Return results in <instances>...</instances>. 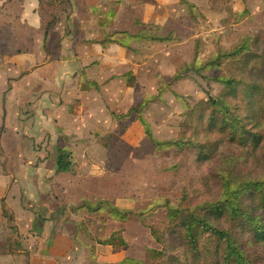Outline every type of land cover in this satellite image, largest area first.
<instances>
[{
    "label": "rangeland",
    "instance_id": "374dc122",
    "mask_svg": "<svg viewBox=\"0 0 264 264\" xmlns=\"http://www.w3.org/2000/svg\"><path fill=\"white\" fill-rule=\"evenodd\" d=\"M185 1L190 9L179 0H119L105 2L99 14L93 13L95 20L105 21V29L111 25L134 32L139 19L146 26H161L162 34L172 32L177 40L132 42L120 52L127 62L109 60L103 67L83 68L92 67L84 73L93 72L96 79L98 108L74 104L73 95L57 97L54 135H46L36 149L32 146L34 155L25 152L22 174L19 170L9 180L19 188L17 197L7 198L10 209L6 197L0 199V264H51L49 251L54 248L56 264H117L127 259L140 264H193L194 254L180 240L176 225L170 227L165 200L183 209L217 197L227 176L264 177V150L259 151L264 147V118L255 91L246 89L251 81L264 79V0ZM111 10L114 21L108 20ZM101 31L97 26L94 34ZM246 37L256 41L250 43L252 57L238 56L233 62L221 60L218 68L199 69L218 49L231 51ZM195 49L198 58L191 65ZM106 53L108 58L118 56L115 51ZM257 55V68L247 72ZM126 73L134 75L132 87L122 76ZM118 75L119 79L105 80ZM218 78L241 82L237 92L224 97L246 127V139L259 135V149L253 150L250 141L240 145L220 132L224 116L206 106L209 97L223 96ZM77 90L79 83L72 84L70 91ZM111 92L118 98H109L106 93ZM66 103L73 106L71 115ZM130 107L135 111L126 114ZM141 119L160 141L186 140L176 152L157 151L145 136ZM57 147L71 151V172H55ZM100 200L134 213H128L125 222H113L108 209L104 213L82 209L85 201ZM37 214L44 219L39 226ZM57 233L71 236L54 240ZM113 234L117 246L101 244ZM199 235L204 252L208 234ZM240 238L253 264H264V249L247 242L248 234ZM148 249L163 254L151 259ZM195 258L194 264L216 262L210 253Z\"/></svg>",
    "mask_w": 264,
    "mask_h": 264
},
{
    "label": "crops",
    "instance_id": "0c3cea01",
    "mask_svg": "<svg viewBox=\"0 0 264 264\" xmlns=\"http://www.w3.org/2000/svg\"><path fill=\"white\" fill-rule=\"evenodd\" d=\"M114 1L119 0H0V199L6 197L7 208L10 209L7 198L19 194V188L9 180L19 170L22 174L25 152L34 155L32 146L36 149L46 135L57 129V97L73 95L74 104L81 102L82 107L98 108L101 97L93 82L96 79L93 72L84 73L92 67L83 68L103 67L109 60L127 62L120 52L128 48L116 44L103 48L98 43L106 32L120 31L111 25L105 29V21L95 20L93 14L101 12L98 8L103 3ZM111 11L108 20L114 21L115 12ZM97 26L102 30L99 36L94 34ZM72 30L75 36H71ZM136 30L121 31L134 34ZM110 50L118 56L108 58L106 52ZM92 56L95 61L90 59ZM122 76L128 87L134 85L128 84L134 75ZM74 83H79V90L73 93L70 87ZM106 95L118 98L113 92ZM64 107L70 115L74 111L69 103ZM130 109L135 107H130L126 114ZM36 155L38 159V152ZM61 236L68 239L71 234L57 233L54 240ZM49 257V262L56 264V248L49 251Z\"/></svg>",
    "mask_w": 264,
    "mask_h": 264
},
{
    "label": "trees",
    "instance_id": "16d2710c",
    "mask_svg": "<svg viewBox=\"0 0 264 264\" xmlns=\"http://www.w3.org/2000/svg\"><path fill=\"white\" fill-rule=\"evenodd\" d=\"M181 4H188L185 0H179ZM189 9L192 7L188 4ZM106 23L104 22V25ZM138 27L134 34L127 33L125 31L106 32L98 43L106 48L111 44H116L123 48H130L129 44L132 42L143 41L151 43H169L175 42L177 39L173 37L172 32L162 34V27L159 25H144L139 20L135 21ZM253 41L251 37H246L245 40L231 51H224L218 49L213 59L205 63L199 69L218 68L221 64V60L233 62L238 56L252 57L251 44ZM251 43V44H250ZM198 58V51L195 49V64ZM259 64L258 55L257 59L252 66L248 67L247 72H251L257 68ZM190 64L187 65V69L190 68ZM264 64L262 69L264 70ZM264 75V74H263ZM179 78L177 73L173 79ZM223 87V96L218 99L209 97L206 102V106L212 109L214 112H219L224 116V124L221 127V133L227 132V137L232 138V141L243 145L244 141H250L253 150L259 149L261 141L258 139L256 133L246 135L244 132L246 127L234 114L228 98L224 97L225 94H232L237 92V88L240 85V81L234 78H218L216 79ZM263 80L251 81L246 86L249 91H255L253 94L256 100V106L261 112V118H264V103L261 100L264 97L263 92ZM133 84V78H129V85ZM134 109H130L129 112H134ZM141 124L144 129V134L148 141L153 145L157 151H172L176 152L182 143L186 139L178 138L168 141H160L154 137L149 126L141 119ZM212 126V123L210 124ZM226 134V133H225ZM245 145V144H244ZM264 147H261V150ZM73 168L72 153L69 149L64 147L56 148V156L54 163V170L56 173H69ZM217 197L210 199L209 201L201 202L198 204L189 203L187 207L180 208L173 206L169 200H165L163 205L167 209V219L171 224L170 227L176 225L179 232L180 240L185 242L187 251L194 254L192 263H195V257H200L210 253L216 260L215 264H253L247 253H245V243L242 241L241 234H248L247 242L254 247H260L264 249V177L263 178H239V177H225L221 187V191L217 193ZM82 209H85L89 213L103 212L105 209L108 211L107 215L110 220L125 222L129 217L130 211H121L117 207L111 205L108 201L100 200L95 203L85 201L82 205ZM134 213V212H132ZM43 217L36 215L35 223H43ZM181 229V231H179ZM183 229V230H182ZM199 233L208 234L209 243L208 246L203 247L204 252H200V240ZM199 235V236H198ZM116 236L111 235L109 238L101 242L104 246H117L114 242ZM162 251L147 250V256L151 259H156L162 256ZM206 256L204 257V259ZM117 264H140V262L133 260H125Z\"/></svg>",
    "mask_w": 264,
    "mask_h": 264
}]
</instances>
